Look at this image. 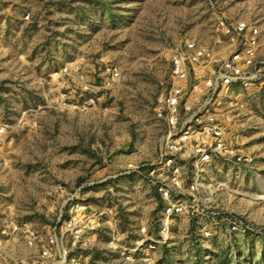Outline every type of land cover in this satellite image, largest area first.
I'll list each match as a JSON object with an SVG mask.
<instances>
[{
    "label": "rangeland",
    "instance_id": "1",
    "mask_svg": "<svg viewBox=\"0 0 264 264\" xmlns=\"http://www.w3.org/2000/svg\"><path fill=\"white\" fill-rule=\"evenodd\" d=\"M13 11L23 20L0 38V125L8 127L0 134V224L45 234L66 213L67 195L95 182L87 202L93 212L113 208L107 219L136 256L127 262L108 248L104 226L93 245L75 247L76 264H264V84L220 92L217 118L252 161L208 167L166 242L162 200L144 178L146 166L142 174L128 168L156 156L162 125L155 109L176 49L195 39L227 58L226 39L216 43L217 12L256 25L264 57V0H26ZM76 60L91 85L102 81V61L121 71L84 111L56 104L55 73ZM150 238L159 241L153 250Z\"/></svg>",
    "mask_w": 264,
    "mask_h": 264
},
{
    "label": "built area",
    "instance_id": "2",
    "mask_svg": "<svg viewBox=\"0 0 264 264\" xmlns=\"http://www.w3.org/2000/svg\"><path fill=\"white\" fill-rule=\"evenodd\" d=\"M214 17L216 43L221 42L220 37L226 39L228 57L221 58L220 52L195 39H186L176 49L168 79L161 83L155 109V118L162 125L156 156L147 165L128 167L142 174L141 168L146 166L144 178L162 200L160 237L163 242L171 222L187 212L190 204L186 199H193L199 192L208 167L219 161L249 166L252 161L241 145L227 138L215 111L224 88L235 84H264V57H258L260 32L256 25L246 21H227L217 12ZM82 65V60L72 61L55 73L61 79L56 104L62 109L87 110L95 103L97 92L110 90L120 81L119 67L105 60L100 85H91ZM75 94H79L77 101L71 99ZM0 126V134H4L8 127ZM186 168L192 169L191 177ZM95 185V182H86L69 193L66 213L60 210L45 234L31 230L27 224L2 222L0 264H76L75 247L93 245L97 229L104 226H109L107 247L132 262L137 249L122 247L116 227L107 219L113 208L93 212L87 202V192ZM147 242L151 250L159 243L153 238Z\"/></svg>",
    "mask_w": 264,
    "mask_h": 264
},
{
    "label": "crops",
    "instance_id": "3",
    "mask_svg": "<svg viewBox=\"0 0 264 264\" xmlns=\"http://www.w3.org/2000/svg\"><path fill=\"white\" fill-rule=\"evenodd\" d=\"M26 5V0H0V38L4 37L6 26L11 24H15L16 22L21 23L23 20V16L21 15H13V9H22ZM107 180V179H106ZM103 183L106 181L103 180ZM88 196V195H87ZM104 196L101 195V198ZM91 206V205H90Z\"/></svg>",
    "mask_w": 264,
    "mask_h": 264
},
{
    "label": "bare ground",
    "instance_id": "4",
    "mask_svg": "<svg viewBox=\"0 0 264 264\" xmlns=\"http://www.w3.org/2000/svg\"><path fill=\"white\" fill-rule=\"evenodd\" d=\"M262 198H264V196Z\"/></svg>",
    "mask_w": 264,
    "mask_h": 264
}]
</instances>
